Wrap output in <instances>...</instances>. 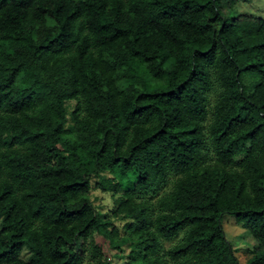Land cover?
<instances>
[{
  "label": "trees",
  "instance_id": "trees-1",
  "mask_svg": "<svg viewBox=\"0 0 264 264\" xmlns=\"http://www.w3.org/2000/svg\"><path fill=\"white\" fill-rule=\"evenodd\" d=\"M245 1L0 0V264H242L224 215L264 264V20Z\"/></svg>",
  "mask_w": 264,
  "mask_h": 264
},
{
  "label": "rangeland",
  "instance_id": "rangeland-1",
  "mask_svg": "<svg viewBox=\"0 0 264 264\" xmlns=\"http://www.w3.org/2000/svg\"><path fill=\"white\" fill-rule=\"evenodd\" d=\"M77 2L78 0H72ZM234 13H241L244 15H254L260 17L264 20V0H246L245 2L239 3L235 9ZM67 128H71L73 122L70 117L73 108L75 107V101H68L67 105ZM72 107V109H71ZM71 110V111H70ZM70 111V115H69ZM90 198L94 205L99 209L102 214L108 212L112 207L111 196L104 193L98 189L91 191ZM223 227L226 233V238L231 243L232 247L236 251V255L240 259L242 264H245L250 255L247 254V250L250 249V244L244 239V230L241 222L236 221L233 215H224L223 217ZM96 241L103 245L104 241L102 239L96 238ZM166 247L170 246V243H165ZM106 249V247H105ZM247 254V255H246ZM112 264H123L122 260L113 259Z\"/></svg>",
  "mask_w": 264,
  "mask_h": 264
}]
</instances>
